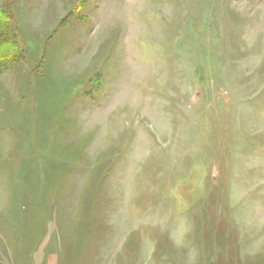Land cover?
I'll list each match as a JSON object with an SVG mask.
<instances>
[{
	"label": "rangeland",
	"instance_id": "rangeland-1",
	"mask_svg": "<svg viewBox=\"0 0 264 264\" xmlns=\"http://www.w3.org/2000/svg\"><path fill=\"white\" fill-rule=\"evenodd\" d=\"M0 264H264V0H0Z\"/></svg>",
	"mask_w": 264,
	"mask_h": 264
},
{
	"label": "trees",
	"instance_id": "trees-1",
	"mask_svg": "<svg viewBox=\"0 0 264 264\" xmlns=\"http://www.w3.org/2000/svg\"><path fill=\"white\" fill-rule=\"evenodd\" d=\"M23 51L16 41V30L11 20V10L6 3L0 8V72L22 59Z\"/></svg>",
	"mask_w": 264,
	"mask_h": 264
}]
</instances>
